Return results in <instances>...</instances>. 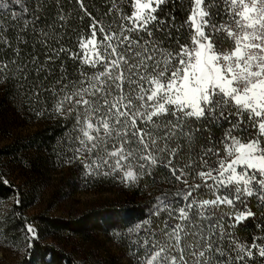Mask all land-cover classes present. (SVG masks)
<instances>
[{
  "label": "snow or ice",
  "instance_id": "snow-or-ice-1",
  "mask_svg": "<svg viewBox=\"0 0 264 264\" xmlns=\"http://www.w3.org/2000/svg\"><path fill=\"white\" fill-rule=\"evenodd\" d=\"M76 3L91 23L74 50L61 0H0V85L71 119L65 163L86 177L131 185L163 168L180 185L128 229L129 264H264V223L250 242L238 232L251 200L264 217V0H188L179 25L160 15L175 0H111L107 23Z\"/></svg>",
  "mask_w": 264,
  "mask_h": 264
},
{
  "label": "trees",
  "instance_id": "trees-1",
  "mask_svg": "<svg viewBox=\"0 0 264 264\" xmlns=\"http://www.w3.org/2000/svg\"><path fill=\"white\" fill-rule=\"evenodd\" d=\"M49 3L51 4L52 0H49ZM61 3L69 17L64 29H61L62 32H67L63 41L75 50L77 36L88 29L91 19L84 10L80 9L76 0H61ZM83 3L87 13H90L92 17L102 19L105 23L111 19L105 16L111 6V0H83ZM187 4L188 0H175V8H171L170 5L164 6L160 15L163 16L170 10L174 11L177 25H179L186 18ZM13 9L19 10L15 5ZM8 14L11 15V10ZM51 15H55V9L51 10ZM10 35L13 34L10 33ZM8 51L11 55V51ZM56 64L58 74L60 61ZM66 64L69 73H75L74 62L66 60ZM50 106L51 101L46 103L44 96H41L39 101L26 97L23 92L19 91L18 84L0 85V108L16 107V111L24 121L31 125L37 124L36 129L30 134L0 146V242L24 248V255L17 264H84L72 252L53 242H47V239L54 234H70L81 238L98 234L116 242L122 254L131 258L130 251L134 247L133 242L137 239V234H130L128 229L147 218L157 196L163 192L174 191L180 185L169 184L165 176L167 170L163 168L154 169V175H145L137 183L131 185H125L118 179L110 177H86L79 162H73L70 165L65 163V153L68 152L67 144L71 142V119L56 116L50 111H46L43 116L36 115L38 110L48 109ZM215 133L217 136L222 134L220 129H216ZM31 151L38 152V158L25 161L27 157L23 154ZM20 159L35 172L41 173V165L59 170V174L62 175L61 186L64 190L67 188L73 191L116 189L117 196L76 217L64 218L45 214L30 216L26 211L28 206L34 202L38 191L36 189L26 191L7 177V166ZM5 204H9L8 209L3 210ZM250 204L253 211H257V217L250 218L238 229L241 238H247L249 242L256 232L255 225L264 223L258 202L253 199ZM28 224L35 226L38 236L32 242L31 248H28L24 238Z\"/></svg>",
  "mask_w": 264,
  "mask_h": 264
},
{
  "label": "rangeland",
  "instance_id": "rangeland-1",
  "mask_svg": "<svg viewBox=\"0 0 264 264\" xmlns=\"http://www.w3.org/2000/svg\"><path fill=\"white\" fill-rule=\"evenodd\" d=\"M3 109V110H2ZM37 124H28L16 111V107L0 108V146L24 137L35 130ZM36 151L24 153L30 161L37 159ZM29 159V160H28ZM22 159L7 166V177L26 191L37 190L38 194L28 206L27 214H45L58 217H76L82 212L115 198L116 189L111 190H70L63 189L59 170L41 165V173L28 167ZM9 204L3 206L8 209ZM2 210V211H3ZM35 227V226H34ZM47 242H53L72 252L84 264H129L131 258L122 254L116 242L102 235L75 237L70 234H54ZM22 246L0 242V264H17L23 257Z\"/></svg>",
  "mask_w": 264,
  "mask_h": 264
}]
</instances>
